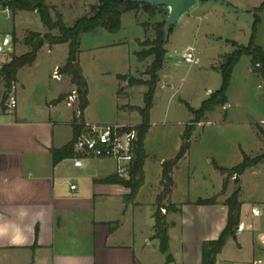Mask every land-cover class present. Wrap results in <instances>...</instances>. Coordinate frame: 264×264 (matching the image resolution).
Here are the masks:
<instances>
[{"label":"rangeland","instance_id":"rangeland-1","mask_svg":"<svg viewBox=\"0 0 264 264\" xmlns=\"http://www.w3.org/2000/svg\"><path fill=\"white\" fill-rule=\"evenodd\" d=\"M65 1L61 12L68 26L75 19L89 15L90 8L85 4L87 0ZM44 3L54 17L55 6H52L48 0H44ZM83 6L86 8L83 9ZM56 7L58 8L59 5ZM199 11L193 7L185 14L186 17L183 16L171 28L164 45L166 55L158 76L159 81L165 84L160 85L158 82L152 99L145 143L147 151L145 183L138 197L141 207L133 210L129 208L125 213L128 216L126 226L132 222L130 219H133L137 244L145 248L150 257L158 255L157 241L151 238L150 231L154 199L159 192L160 162L176 156L181 144L180 135L192 118L188 107L198 109L210 93L219 89L221 75L211 66L219 64V54L231 52V46L225 44L224 39L228 38L246 45L252 22V16L238 10L237 13L227 14V20L220 23L215 17H208L201 22L196 19L194 24L187 25L186 19L191 17L189 15L196 16ZM136 13L137 15L131 11L124 13L121 16L120 28L116 32L109 33L104 29L96 28L92 32L80 35L81 72L88 88V105L84 117L90 123H95L93 121L97 117L100 118L96 121L99 123L140 121L136 112H125L126 108L130 110L131 107L125 104L141 107L146 87L128 86V97L116 99L117 81H122L125 88L127 77L148 79L144 72L152 58L139 61L135 53L141 48L140 41L145 38L151 40L154 37L153 24L164 20L168 9L161 8L152 17L142 9H138ZM0 15V19L5 21L4 24L11 27L12 15L9 13L7 18L3 13ZM18 20L20 29L16 40L21 45V38L27 29L34 32L43 30L35 10L22 12ZM197 23H200V32L193 46L199 50L196 54L199 62L189 64L184 62L182 54L190 43L186 34L192 32ZM143 25L146 26V31ZM202 32H212L215 36H221L222 40L217 37H208L204 40L201 37ZM39 34L42 37L44 35ZM45 43L44 41L43 44ZM112 43L116 45L110 46ZM21 45L12 51L21 55L26 49ZM40 53L41 61V57L43 59L45 55V48H42ZM6 59L7 57L0 55V60ZM52 59L53 54L49 55V81H52L50 80L53 72ZM250 65L249 56L244 55L240 58L231 73L226 104L214 107L194 126L189 139V148L173 168V188L166 200L178 204L181 208L177 217L183 218L185 241L186 239L216 240L226 224V211L224 208L196 209L193 207L212 205L195 204V202L198 199L213 198L218 203L225 199L226 193L229 197L234 190H240L239 201H243L240 223L243 228L236 231L235 237L226 241L218 254L219 261H227L229 264H251L253 242L259 231L258 222L261 220L264 223V219H257L249 214L252 205L264 204V139L258 134L259 129L264 131V79L253 74ZM35 70H38L35 79L37 76L43 77L46 73L39 64ZM119 75L125 76L126 79L119 80ZM68 94L70 93L66 96ZM117 105L122 107V110H118ZM243 154L250 158L260 157L261 160L239 177L232 174L223 190L222 182L225 175H222L215 166L230 169L241 162ZM223 212L225 216L221 217ZM217 224H220L221 229L215 235ZM172 234H176L174 245L178 241L179 228ZM148 240L150 243L146 242ZM260 257L255 256V258Z\"/></svg>","mask_w":264,"mask_h":264},{"label":"crops","instance_id":"crops-1","mask_svg":"<svg viewBox=\"0 0 264 264\" xmlns=\"http://www.w3.org/2000/svg\"><path fill=\"white\" fill-rule=\"evenodd\" d=\"M48 2L55 6L63 24L68 26L61 12L66 1L48 0ZM263 2L264 0L196 2L195 8L200 11L196 16L188 14L191 17L186 19V24H194L196 19L201 22L208 17H215L220 23L227 20V14L237 13L238 10L252 16L253 20L254 10ZM96 3V0L85 2L89 8ZM56 5L59 7L57 8ZM85 8L86 6H83V9ZM21 13L15 15L10 13L13 18L11 27L0 19L1 41L9 37L12 50H16L21 45L16 40L20 29L18 18ZM259 17L255 43L264 49V10L259 13ZM199 25L200 23H197L195 29L186 34L190 43L185 45V48L193 47L196 54L199 50L193 45L199 37ZM26 31L34 32L29 29ZM35 32L45 34L47 30L43 26V30ZM50 33L54 35L56 31ZM201 37L204 40L208 37L222 40L221 36H215L212 32H202ZM224 41L227 45H230L227 41L236 42L228 38ZM113 45L116 43L110 44ZM22 46L28 49L23 43ZM42 48H45V55L40 61ZM232 48L231 46V51ZM26 49L21 54H24ZM67 51V44L49 46L45 43L37 50L34 62L18 70L14 82L16 90L13 95L16 106L12 109L7 106V92L10 87L7 88L0 78V264H201L203 240L186 239L185 241L183 218L181 216L178 218L177 212L166 216V221L170 224L167 231L168 253L171 256L169 262L160 252L158 240L153 236V219L150 235L157 241L158 255L152 257L145 248L138 246L133 219H130L132 222L127 225L128 227L126 226L128 221L126 211L129 208L133 210L141 207L138 197L145 183L146 159L143 165L144 182L131 202L125 201L129 194L128 188L116 182L106 181L109 178L117 179L114 160L80 156L81 164L75 166L74 154L71 158L53 161V150L63 147L72 138L71 120L77 104L67 106L66 97L57 101L59 96L71 93L75 87L65 74H61L59 79H52L50 75L52 81H49V55L53 54V71L63 66ZM227 53L228 51L224 54ZM81 54L82 50L79 53V63ZM224 54H219L218 57ZM196 59L198 63L197 56ZM38 64L46 73L43 77L37 76L35 79L38 71L35 68H38ZM211 67L214 68L216 65ZM117 84V91L120 89L121 92L117 94L116 91V99L128 97V85H124L126 86L124 88L122 81H117ZM159 84L165 83L159 81ZM125 105L140 107L129 103ZM85 109L82 119L90 122L84 117ZM117 109L122 110V107L117 105ZM125 110L128 113H137L136 110ZM99 120L100 118L97 117L93 122L99 123L96 122ZM140 122L141 119L138 122L123 124L137 126ZM145 143L146 135L144 150L147 154ZM71 185H74L73 189L70 188ZM160 190L159 184V192ZM227 198L228 193L225 199L210 207L193 208H224L227 215V208L224 205ZM241 202L243 205V201ZM153 211L154 208L152 214ZM224 216L223 212L221 217ZM258 225L259 231L253 242V259L256 255L258 257L264 255V249L258 244V236L264 231V223L260 220ZM210 226L212 227L211 224ZM220 227V224L215 226V235L219 233ZM177 228L180 234L177 243L173 245L176 234L172 233ZM146 242L150 243L149 240ZM218 257L217 255L215 264H229L227 261H219Z\"/></svg>","mask_w":264,"mask_h":264},{"label":"trees","instance_id":"trees-1","mask_svg":"<svg viewBox=\"0 0 264 264\" xmlns=\"http://www.w3.org/2000/svg\"><path fill=\"white\" fill-rule=\"evenodd\" d=\"M206 1L209 0H198V2ZM38 3L39 6H37ZM6 6L12 15L19 12L35 10L41 24L47 30V33L43 35V40L48 43L49 46L67 44L68 51L66 61L63 66L57 68V71L59 75L65 74L68 76L71 84L74 85V91L77 95V110L80 114L77 117L76 113L73 112L71 120L73 134L71 140L63 147L54 149L52 153L54 162H58L64 158H71L75 154L74 143L81 128L79 122L83 121L82 113L88 104L87 83L82 75L79 64L80 35L92 32L96 28H102L109 33L116 32L120 28L121 16L124 13L131 11L137 15V10L142 9L149 17H152L155 12H158V10L161 9V7H153L145 3H131L127 0H97V3L90 7L88 16H82L71 26H65L62 22L61 15L58 12L55 11L54 17L51 16L49 8L44 3V0H8L6 1ZM262 10H264V2L253 12V20L246 45H239L236 42L227 41L233 47V50L220 56L219 64L214 67V69L219 71L221 75L219 89L214 93H210L209 97L201 103L198 109L188 107L192 118L181 134L179 150L173 159L163 161L160 164L161 173L159 184L161 190L155 198L154 211L152 214L153 236L158 240L159 250L165 255L166 261L168 262L171 261V256L168 253L169 237L167 233L170 224L166 221V216L169 213H179L181 210L178 204L166 202L173 188V168L187 152L189 148V139L194 126L199 123L208 112L213 110L214 107L226 104V92L230 84L231 73L242 56H249L251 72L264 79V49L255 43L256 31L260 23L259 13ZM163 23L164 20L153 24L154 37L151 40L145 38L143 41H140L139 44L141 48L135 53V56L139 61L152 58L151 63L144 72V74L148 76V79L141 80L127 77L128 86L142 85L146 87V92L143 95V105L141 107H129L130 110H136L141 119L140 124L135 126L137 140L134 145V160L128 180L122 181L118 177H116L117 179L109 178L106 180L122 184L129 189V194L125 198L126 202H131L134 199L144 182L143 165L147 156L144 150V140L149 128V115L152 108L153 94L156 85L159 82L158 73L163 67L166 55L164 48L165 44L162 42ZM143 27L146 31V26L143 25ZM53 30L56 31V34L54 35L50 33ZM40 37L41 35L39 33L26 31L22 38V43L28 48V51L21 55H17L14 51L7 54L6 61L0 66V78L7 88L16 81V75L19 69L30 66L34 62L36 52L40 48L37 44ZM118 79L125 80L126 77L119 75ZM120 92L121 90L119 89L117 94H120ZM65 97L66 95H61L58 97L57 101H60ZM258 134L264 139V131L259 129ZM260 160V157L250 158L246 154H243L241 162L230 169L215 166L222 175H225V179L222 182V189H225L227 180L232 174L239 177L247 169L256 166ZM239 192V189L234 190L224 201V205L227 208L226 224L218 238L216 240L202 242L201 264H215L216 256L221 252L226 241L229 238L235 237V227L240 223L242 206V202L239 201ZM195 204L213 205L216 204V202L213 198L198 199ZM161 209H164L165 212L162 213Z\"/></svg>","mask_w":264,"mask_h":264},{"label":"built area","instance_id":"built-area-1","mask_svg":"<svg viewBox=\"0 0 264 264\" xmlns=\"http://www.w3.org/2000/svg\"><path fill=\"white\" fill-rule=\"evenodd\" d=\"M6 1L0 0V12L7 18L9 16V9L6 6ZM5 6H2V3ZM12 51L10 38L3 40L0 43V55L7 57V54ZM183 60L186 63H196V50L193 47H187L182 54ZM6 60H0V66ZM53 79H59L60 75L57 68L52 72ZM16 86L14 83L10 86L7 92V106L8 108H14L16 106V100L14 98V92ZM66 105L72 106L77 103V95L73 90L65 98ZM76 116H79L77 106L74 110ZM81 128L80 132L74 143L75 157L73 159L75 166H80V156L92 157V158H108L112 159L116 163L115 174L119 179L128 180L132 163L134 160V145L137 140V131L135 126L123 123H90L79 122ZM71 189L74 185L70 186ZM164 213L165 210L161 209ZM249 214L257 219H264V204L252 205L249 210ZM239 230L243 228L239 223ZM238 230V231H239ZM258 244L264 249V231L258 236ZM264 254V253H263ZM251 264H264V255L260 258H255L251 261Z\"/></svg>","mask_w":264,"mask_h":264},{"label":"water","instance_id":"water-1","mask_svg":"<svg viewBox=\"0 0 264 264\" xmlns=\"http://www.w3.org/2000/svg\"><path fill=\"white\" fill-rule=\"evenodd\" d=\"M131 3L149 4L153 7H161L168 9V14L164 19L162 26L163 37L162 42L165 44L168 40L170 29L193 7H195L197 0H127ZM5 6V3H2ZM39 6V3L37 4ZM34 8V7H33ZM9 38V37H8ZM43 37L41 36L37 42L38 46L43 45ZM239 230V226L235 227V231ZM172 264V263H169Z\"/></svg>","mask_w":264,"mask_h":264}]
</instances>
